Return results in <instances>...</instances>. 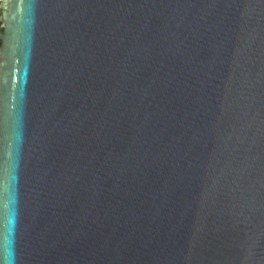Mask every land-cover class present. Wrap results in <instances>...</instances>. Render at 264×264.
<instances>
[{
  "label": "water",
  "instance_id": "95a60500",
  "mask_svg": "<svg viewBox=\"0 0 264 264\" xmlns=\"http://www.w3.org/2000/svg\"><path fill=\"white\" fill-rule=\"evenodd\" d=\"M0 1V264H264V0Z\"/></svg>",
  "mask_w": 264,
  "mask_h": 264
},
{
  "label": "flooded vegetation",
  "instance_id": "af4514ba",
  "mask_svg": "<svg viewBox=\"0 0 264 264\" xmlns=\"http://www.w3.org/2000/svg\"><path fill=\"white\" fill-rule=\"evenodd\" d=\"M1 2V1H0Z\"/></svg>",
  "mask_w": 264,
  "mask_h": 264
}]
</instances>
